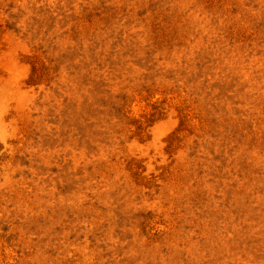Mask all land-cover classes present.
I'll return each instance as SVG.
<instances>
[{
	"label": "rangeland",
	"instance_id": "obj_1",
	"mask_svg": "<svg viewBox=\"0 0 264 264\" xmlns=\"http://www.w3.org/2000/svg\"><path fill=\"white\" fill-rule=\"evenodd\" d=\"M0 264H264V0H0Z\"/></svg>",
	"mask_w": 264,
	"mask_h": 264
}]
</instances>
